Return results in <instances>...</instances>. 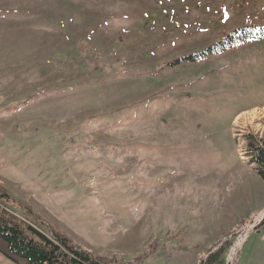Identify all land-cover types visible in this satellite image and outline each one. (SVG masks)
<instances>
[{"label": "rangeland", "instance_id": "rangeland-1", "mask_svg": "<svg viewBox=\"0 0 264 264\" xmlns=\"http://www.w3.org/2000/svg\"><path fill=\"white\" fill-rule=\"evenodd\" d=\"M255 108L264 0H0V202L100 264H264Z\"/></svg>", "mask_w": 264, "mask_h": 264}, {"label": "trees", "instance_id": "trees-1", "mask_svg": "<svg viewBox=\"0 0 264 264\" xmlns=\"http://www.w3.org/2000/svg\"><path fill=\"white\" fill-rule=\"evenodd\" d=\"M254 144L252 161L264 179V138ZM1 199V197H0ZM0 242L3 252L18 264H100L86 251L77 250L58 236H50L26 222L0 202Z\"/></svg>", "mask_w": 264, "mask_h": 264}, {"label": "bare ground", "instance_id": "bare-ground-1", "mask_svg": "<svg viewBox=\"0 0 264 264\" xmlns=\"http://www.w3.org/2000/svg\"><path fill=\"white\" fill-rule=\"evenodd\" d=\"M259 111H263V112H264V108H262L261 110L255 108V109H252V110H250V111H247V112L243 113V114L240 116V118H241V117H244V116H247V115H248V116H254V115L257 114ZM240 118H238V120H239ZM259 216H261V214H260ZM232 252H233V250H232Z\"/></svg>", "mask_w": 264, "mask_h": 264}]
</instances>
